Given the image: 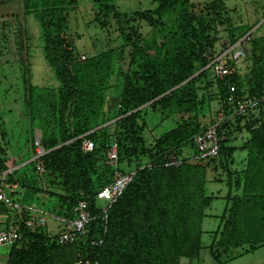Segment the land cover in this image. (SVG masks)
Masks as SVG:
<instances>
[{"label": "trees", "instance_id": "16d2710c", "mask_svg": "<svg viewBox=\"0 0 264 264\" xmlns=\"http://www.w3.org/2000/svg\"><path fill=\"white\" fill-rule=\"evenodd\" d=\"M157 2L155 9L132 15L112 9L123 44L80 59L67 29V13L75 10L77 0H20V6L40 23L45 59L60 84L33 85L27 79L28 70H24L26 114L32 125L42 130L40 144L45 154L40 160L46 173L40 176L38 160H33L28 164L29 176L13 171L7 175L8 182L26 187L22 201L27 203L39 196L43 184L48 185L46 192L56 198L53 210L70 218L80 199L94 207L96 193L113 180L114 169L106 163L113 138L119 145L121 170L135 167L137 173L110 209L107 223L102 218L94 221L89 233L74 244L61 245L57 235H50L42 227L31 230L22 223L23 239L11 248L8 264H74L79 260L92 264H180L182 257L196 258L204 247L207 210L218 197L207 187L210 167L211 171L222 168L227 173L225 180L216 174L212 179L216 177L229 186L223 197L227 204L210 245L214 258L221 263L222 254L229 248L249 246L250 252L264 245V121L251 126V121L260 120L256 114L264 113V104L258 111L219 125L221 140L216 157L186 161L176 167L163 164L169 153L183 154L185 146L194 150V137L208 127L198 121V111L211 97H200L197 84L208 68L175 87L205 67L208 59L214 60L201 40L203 36L208 39L213 24L203 13L196 14L189 0ZM223 6L222 0H214L206 4L205 10L217 12ZM104 8L108 16L111 8ZM137 16L152 25L148 35L134 24ZM250 29L247 25L230 29L231 43L240 41ZM251 36L250 41L257 46L251 75L242 80L234 71L223 79L218 77L221 108L227 115L231 114L226 105L228 85L236 86L237 97L259 96L264 86V37ZM22 39L17 36L19 51L24 48ZM257 51L261 52L260 58ZM127 59L129 68L121 70ZM228 63L235 66L230 60ZM118 74L122 79L116 110L113 104L106 112L110 80ZM148 110L164 116L179 115L177 125L152 146L144 135L147 122L143 115ZM243 121L250 137L243 147L247 151L246 165L237 175L227 165L234 163L237 148L229 149L224 136L227 125ZM84 139L95 143L93 151L82 149ZM33 151L36 155L34 139ZM150 161L156 165L141 169ZM7 162V151L0 144V175L9 169ZM70 247L75 248L73 253ZM70 253L74 256L69 257Z\"/></svg>", "mask_w": 264, "mask_h": 264}, {"label": "rangeland", "instance_id": "374dc122", "mask_svg": "<svg viewBox=\"0 0 264 264\" xmlns=\"http://www.w3.org/2000/svg\"><path fill=\"white\" fill-rule=\"evenodd\" d=\"M77 7L75 10L67 13V29L69 35L74 40L75 46L78 51V57L82 59L83 56L90 57L92 55L101 53L112 47H118L123 44V39L119 30V25L116 19L113 17L112 9L132 15L138 11L153 10L158 5L157 0H77ZM214 0H189L190 3H194L193 10L196 14H202L210 19V23L213 24V28L207 32L208 39L205 36L201 38L205 47L208 49V55H213L215 60L227 49L233 47L235 44L231 43L229 37L230 29L239 26L247 25L251 27V38H263L264 37V0H222L224 6L217 12L205 10L206 4ZM111 8L108 16H105L107 8ZM18 18H20L18 20ZM136 27L143 35H148L152 29V25L143 18L136 17ZM18 21L19 24L18 25ZM19 33V35H18ZM247 33V34H248ZM243 36L242 46L245 54L239 58L235 63V72L238 73L242 80H245L251 75L255 64V51L257 49L256 44H253L249 35ZM17 36H22L24 48L17 50ZM213 42V46L210 45ZM42 40V29L40 23L33 14H27L24 6H20V0H0V123H3L2 118L6 119L7 127L3 126L4 131L10 135L7 139L11 141L12 152L18 155H22L27 152L28 146L31 145V138L33 131H31V120L24 116L23 104H24V83L23 74L24 70H28L27 79L33 85L40 87H57L60 82L56 77L54 70L48 65ZM264 45V42H261ZM236 49V48H235ZM127 50L130 49L128 48ZM259 58L261 52L257 51ZM264 55V53H262ZM129 56V54L127 55ZM232 56V54H231ZM210 57V56H209ZM212 60V62L214 61ZM228 60H231L228 58ZM210 59L208 64L199 69L196 73L197 76L208 68L207 74L198 79L199 96H209L211 100L205 103L203 108L198 111V121L202 126H208L213 120H215L217 112L221 108L220 103V90L219 80L214 73L211 66ZM129 68V60L127 59L124 65L121 66V70H127ZM120 74V73H119ZM115 75L110 80L109 98L106 100L105 111L108 112L114 104L116 110V97L120 93V75ZM122 86V84H121ZM115 101V102H114ZM256 115L260 116V120L257 123L251 121L252 125H259L264 121V113L257 112ZM147 125L144 129V135L147 138L149 146L156 143L166 131L172 129L177 125L179 115L175 114H155L148 110L144 113ZM231 118H228L229 120ZM226 120V121H227ZM29 121V122H28ZM113 122V121H112ZM109 122V123H112ZM248 123V121L246 122ZM227 125L225 131V138L228 148L236 147L237 150L234 154V163L227 164L232 167V170L241 175L247 159V151L243 149L246 141L250 137L249 131L245 126V121L239 125ZM1 125V124H0ZM112 133L115 131V126L111 127ZM0 142L3 143V147L6 149V139L3 136V132L0 127ZM192 148L185 146L183 154L189 153ZM18 155L16 158H18ZM20 164L21 161L18 160ZM30 165L24 166L27 169ZM208 172L210 181L208 182L209 192L218 196L212 203L211 207L207 210V216L204 220L203 227L206 229L203 236V242L205 245L211 244L213 240L212 231L219 226V216L223 213L227 201L224 196L229 191V186L225 181L217 180L218 177L224 178L227 173L220 168L218 171ZM221 172L223 174H221ZM31 173V170H29ZM216 177L212 179L213 175ZM236 175V176H237ZM224 176V177H221ZM235 177V176H234ZM48 187V185H47ZM8 191V190H7ZM10 193V191H8ZM32 202L37 206L43 208L50 215L47 216L48 223L44 228L50 235H55L60 231L61 225L51 215L56 212L53 210L56 203L54 196L46 198L44 195L34 197ZM11 212V211H9ZM0 214H10L5 210V207L0 204ZM71 248V247H70ZM72 249V250H71ZM73 253L75 248H71ZM11 247H2L0 253L4 254L9 252ZM231 250V251H230ZM228 257L236 254H240L243 251L242 247L229 248ZM74 255L70 253L69 257ZM244 262L248 264H263L264 263V245L263 248L258 249L255 254H251L244 258ZM238 262H232L231 264H238Z\"/></svg>", "mask_w": 264, "mask_h": 264}, {"label": "built area", "instance_id": "2783aa9c", "mask_svg": "<svg viewBox=\"0 0 264 264\" xmlns=\"http://www.w3.org/2000/svg\"><path fill=\"white\" fill-rule=\"evenodd\" d=\"M242 42L243 39L238 41L233 47L227 49L211 63L217 77L223 79L225 76L231 75L235 71V68L229 65L228 58L231 59L230 61H237L245 54ZM82 59H85V56H83ZM228 87L229 95L226 100V105L229 107L231 114L227 115L225 110L220 108L216 114L214 123L208 125L204 131L199 132L194 137L195 149L192 150L189 155L177 154L175 152L169 153L167 160L163 162L164 166L176 167L182 165L186 161L196 162L216 157L219 154L221 140L218 131L219 125L226 122L228 118L233 119L238 115H248L258 111L264 104V86L259 96L252 97L247 95L237 97L235 95L237 90L236 86L228 85ZM35 144L37 152L34 160H38L36 169L39 175L43 176L46 170L40 157L45 154V149L40 144L38 138ZM82 149L85 152L93 151L95 149V143L90 139H84ZM106 163L113 167L114 177L110 183L103 186L96 193L94 207H92L88 200L80 199L74 208L75 214L73 217L69 218L58 215L57 213L51 215V217L57 220L59 225H61L60 231L55 234L58 236L57 240L59 244L70 245L76 243L81 237L89 233L90 225L100 218L107 223L110 209L124 194L126 188L134 181L137 169L132 167L126 171L121 170L119 145L115 138H113L109 144ZM155 165L156 164L151 161L146 162L141 166V169L152 168ZM12 172L11 169L0 175V204L14 213L11 217V223L8 225H4L0 222V249L4 246L13 247L19 245L23 239V234L21 233L22 223L31 230L38 227L45 228L48 223L47 216L50 215L33 202L27 203L19 201L7 194L5 183L8 182V173ZM74 264H92V262L88 260H79Z\"/></svg>", "mask_w": 264, "mask_h": 264}, {"label": "crops", "instance_id": "0c3cea01", "mask_svg": "<svg viewBox=\"0 0 264 264\" xmlns=\"http://www.w3.org/2000/svg\"><path fill=\"white\" fill-rule=\"evenodd\" d=\"M24 97H25V90H24ZM22 106H23V110H24L25 102H24V104ZM26 115L27 114H26V109H25L24 110V116H26ZM2 121H3V123H0L1 124L0 127H1V131L3 132L4 138L6 139L5 147H6V151H7V157H8L7 164H8V167H9L7 172L10 171L11 169H12V171H18L19 170L21 172V174H19V175L22 176V175L28 174V176H29V168L26 171L24 169V166L28 165L31 161H33L35 159V153L33 151V139L36 141V139L39 136L42 137V130H41V128L39 126L31 125V131L34 130L33 131L34 132L33 136L31 138V145L28 146V150H27L26 153H24L22 155L21 154L18 155L16 153L14 154L12 152L11 141L9 140V142H7V139L10 137V135L7 134L4 131V128H3V126L7 127L6 119L2 118ZM0 144H3V143L0 142ZM17 155H18V158H16ZM18 160L21 161L20 164L18 163ZM42 186H43L44 190L40 191L39 196L44 195V197L47 198L48 197V192H46L47 186H46V184H43ZM5 188H6V192H7V194L9 196H12L13 198H15V199H17L19 201H22V199H23V197L25 196V193H26V187H24L22 184H20L18 182L17 183L6 182L5 183ZM7 190L10 191V193H8ZM37 197H36V199H37ZM6 211H8V213H10V214H5V215L4 214H0V222L3 223L4 225H8L9 223H11V221H12L11 217L14 215V213L12 211L11 212H9V210H6ZM203 225H204V223H203ZM203 229H204V232H205L206 229L204 227H203ZM215 230L212 231V235H213V232ZM203 236H204V234H203ZM212 242H213V240H212ZM210 245L211 244L205 245L204 242H203V246L204 247L201 250L200 255L198 257L193 258V259H190V258H187V257H182L181 260H180V264H231L232 262H238V261H239L238 264H248V263L244 262V258L246 256L251 255V254H255V252L258 251V249L263 248V246H261V247L257 248L256 250L248 252L247 250L249 249V246H244V247H242L243 248L242 253L236 254V255H232L230 257H228V253L231 250L230 251H226V252H224L222 254L221 263H219L214 258L213 253H212V251L210 249ZM10 251L9 252H5L4 254L0 253L1 264H8Z\"/></svg>", "mask_w": 264, "mask_h": 264}, {"label": "water", "instance_id": "95a60500", "mask_svg": "<svg viewBox=\"0 0 264 264\" xmlns=\"http://www.w3.org/2000/svg\"><path fill=\"white\" fill-rule=\"evenodd\" d=\"M251 32L252 31H250L247 35H249V34H251ZM197 74L198 73H195L192 77H190L189 79H187V80H185L184 82H182L181 84H179L178 86H176L175 88H177V87H179V86H181L182 84H184V83H186L187 81H189L190 79H192V78H194V77H196L197 76ZM174 88V89H175ZM156 100V99H155ZM151 103V102H150ZM150 103H147L146 105H144V106H142V107H139V109H141V108H143V107H145V106H147V105H149ZM139 109H137V110H139ZM137 110H134L133 112H136ZM106 125V124H105ZM41 136H39L38 137V139L40 140L41 138H40ZM61 146V145H60Z\"/></svg>", "mask_w": 264, "mask_h": 264}, {"label": "clouds", "instance_id": "9594fccd", "mask_svg": "<svg viewBox=\"0 0 264 264\" xmlns=\"http://www.w3.org/2000/svg\"><path fill=\"white\" fill-rule=\"evenodd\" d=\"M211 65V64H210ZM6 172V171H5Z\"/></svg>", "mask_w": 264, "mask_h": 264}]
</instances>
